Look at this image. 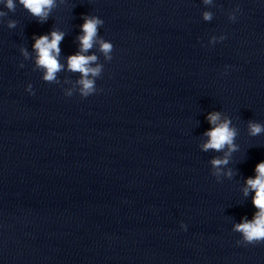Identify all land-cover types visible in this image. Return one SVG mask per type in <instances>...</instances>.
I'll return each instance as SVG.
<instances>
[{
	"label": "clouds",
	"instance_id": "obj_1",
	"mask_svg": "<svg viewBox=\"0 0 264 264\" xmlns=\"http://www.w3.org/2000/svg\"><path fill=\"white\" fill-rule=\"evenodd\" d=\"M19 4L27 10L32 16L39 17L41 22L46 20L52 9L56 7V0H18ZM0 3L4 5L9 11L15 12L16 2L15 0H0ZM206 5L212 4V0H203ZM239 10V9H238ZM7 13L0 11V18L6 16ZM205 21L212 19V13L205 11L203 14ZM83 24L81 25L82 35L78 37L80 41V51L68 57L67 65L68 69L72 72L81 73V79L77 82L81 87L79 89L81 97H88L97 92L95 86V80L90 79L97 77L101 72V66L91 67L90 65L97 60L95 55H85L89 49L93 47L95 42H99L100 51L105 55V58L111 60V52L113 51V45L103 39L98 38V30L103 26L104 21L95 15H84ZM235 20V17H230ZM17 22L15 20H9L7 22L8 28H15ZM49 35H43L35 39L33 45L36 50V65L39 68L45 70L43 79L48 82H55L56 74L62 70L63 65L60 64L58 56L60 53L59 44L64 38V33L61 31H52ZM225 36H221L220 40L223 41ZM215 38H213V42ZM23 55L27 57L26 50L21 49ZM32 92V85L29 84L27 89ZM66 96H71V92L65 93ZM209 124L212 126L205 135L208 137L207 142L202 145L203 151L215 150L217 152L222 151L227 147L228 151L225 152L223 158H213L211 164L217 169V173L221 166L229 163V156L232 152L237 150V146L234 144L237 131L231 127V120L224 119L221 121V114L219 112L209 113L207 116ZM264 132V125L256 122H249V134L252 136L260 135ZM255 178H248L246 180V187L244 188L245 196L248 192L254 191L253 205L258 210L251 221L244 220L242 223L236 224L234 230L240 232L243 237V244H259L264 242V162L259 163L256 166ZM227 175L231 176L229 171ZM181 228L186 230V225L181 224ZM237 243H241L237 241Z\"/></svg>",
	"mask_w": 264,
	"mask_h": 264
}]
</instances>
